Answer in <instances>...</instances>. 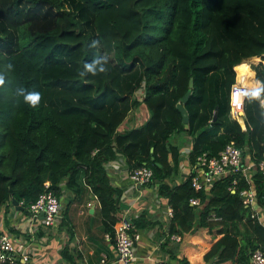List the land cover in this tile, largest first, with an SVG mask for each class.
Returning a JSON list of instances; mask_svg holds the SVG:
<instances>
[{
	"label": "trees",
	"instance_id": "16d2710c",
	"mask_svg": "<svg viewBox=\"0 0 264 264\" xmlns=\"http://www.w3.org/2000/svg\"><path fill=\"white\" fill-rule=\"evenodd\" d=\"M93 40L99 41L95 48L89 47ZM103 56L106 72L84 70ZM249 56L264 59V0H0V205L15 199L29 212L44 181L58 198L63 187L72 193L66 204L82 203L92 192L101 232L112 242L120 188L102 163L121 155L128 170L150 167L142 185L156 184L167 198L171 215L161 234L176 233L178 245L190 246L189 257L167 249L176 264H197L198 248L185 239L194 230L212 234L201 247L203 262L252 264L253 248L264 256V225L256 212L250 216L238 191L252 188L255 206L263 205L264 173L256 163H243L246 174L230 169L200 188L190 183L193 170L177 182L179 149L170 141L172 134L190 136L189 169L198 153L217 154L227 142L241 148L243 161L247 154L253 162L260 157L264 92L252 93L264 89V66L255 72L261 85L244 100V128L229 111L234 66ZM19 87L39 92V105L15 97ZM140 102L146 119L122 127ZM193 196L198 203H189ZM68 220L62 209L59 223L71 236ZM150 224L139 213L129 231ZM60 255L76 264L78 252L70 253L67 244Z\"/></svg>",
	"mask_w": 264,
	"mask_h": 264
},
{
	"label": "crops",
	"instance_id": "0c3cea01",
	"mask_svg": "<svg viewBox=\"0 0 264 264\" xmlns=\"http://www.w3.org/2000/svg\"><path fill=\"white\" fill-rule=\"evenodd\" d=\"M250 58L258 59V56ZM250 69L248 83L250 81L249 84L252 85L248 86L243 83L241 78L237 77L236 70H234V81L247 85L251 90L260 86L261 81L255 77L251 67ZM251 76L255 81H251ZM141 96L136 95L139 99ZM262 99H264V96ZM242 112L240 113L239 123L244 128ZM147 116L145 105L140 102L137 107L128 112L123 119L122 127L137 125L145 120ZM170 141L177 144L179 149L178 178L175 179L178 182L189 172L191 162L188 161L187 152L190 149L191 140L190 136L184 132L181 135L172 134ZM245 160H250L248 154ZM102 165L106 170L110 183L120 188V194L116 201L118 207H115L116 216L125 217L131 222L133 217L143 213L146 220L151 221L150 225L133 227L138 232L139 238L134 244V257L127 264H176V259L169 256L168 250L178 255L188 254L189 257V244L178 245L177 241L169 238L170 235L166 237L161 234L162 231H166L170 215L166 211L169 207L167 198L158 195L157 185L135 186L130 182L127 176L126 162L121 155H116L115 158L103 162ZM58 196L61 213L54 224L46 227L41 224L40 218H32L28 212L18 209L13 203L8 206H6V203L0 205V230L9 231L13 235L19 237L21 235L22 237V240L18 241L20 244L13 251V257L18 263L20 254L26 252L29 257L28 264H66V261L60 255V249L64 244H67L70 253L75 250L78 252L76 264H101V258L104 259L103 264H115L112 262L115 257L114 240L111 242L110 236L106 237L105 233L101 232V222L96 213L97 201L92 192L90 196L87 194L88 197L86 196L85 202L81 201L82 203L72 200L66 204L72 193L65 187L61 188ZM62 209L67 211L68 222L73 224V235L71 236L65 231L64 225L59 223ZM256 215L257 220L264 225V204L256 206ZM38 226L41 227V234L37 233ZM11 228L13 230H10ZM186 235L185 239L189 243L195 242V247L198 248L194 250L198 259H193V262L197 260V264H209V262H203L200 255L204 250L202 248L206 245L207 237L212 234H201L199 230H194ZM166 239L167 242L162 247L161 243ZM13 240L16 241L14 238ZM191 264L194 263L191 262Z\"/></svg>",
	"mask_w": 264,
	"mask_h": 264
},
{
	"label": "built area",
	"instance_id": "2783aa9c",
	"mask_svg": "<svg viewBox=\"0 0 264 264\" xmlns=\"http://www.w3.org/2000/svg\"><path fill=\"white\" fill-rule=\"evenodd\" d=\"M251 90L247 85L241 82L234 81L231 83L228 101L229 111L232 117L237 119L238 116V118H240V113L243 111L244 100ZM262 101H264V99L261 98L260 102L264 112V103H262ZM241 151V148L229 142L225 143L217 154L209 155L205 151H201L195 156L194 165L189 169L194 172L190 177V183L195 188L203 187L211 178L225 174L230 169L246 174L245 168L242 165L243 163L246 165H254L256 163L264 173V141L260 157L255 162L247 160L251 162L245 163L247 161H243ZM151 174V168L147 165L132 167L127 171L128 179L135 186L142 185L144 182L148 181ZM43 185L44 188L42 191L38 193L34 201L28 203L26 208L30 216L34 219L38 217L39 212H42L40 222L43 226H49L54 224L59 217L61 210L60 200L52 190L47 187L48 181H44ZM230 189L232 191L234 190L233 187ZM238 192L241 201L245 205L250 206V216L254 215L257 206H255L254 190L252 188H242ZM198 200L197 196H193L189 198V203L196 204ZM17 204L22 205V201H18ZM166 211L168 215H171L170 207H167ZM129 228V222L122 216L113 224L115 257L112 262L115 264H127L130 259L134 257V244L138 240L139 234L137 231L130 232ZM104 235L108 237L107 233ZM169 235L171 239L179 238V236L174 233ZM13 238L16 239V241H14ZM20 240H22L21 235L19 237L18 235H13L9 231L0 230V261L8 260L12 262L13 259H15V257H13V251L16 249V246L20 244V242H18ZM19 257L18 264L29 263V257L26 252H22ZM249 258L252 264H264V256L260 248H253L249 254ZM103 260V258L100 259L102 262L101 264H103Z\"/></svg>",
	"mask_w": 264,
	"mask_h": 264
},
{
	"label": "clouds",
	"instance_id": "9594fccd",
	"mask_svg": "<svg viewBox=\"0 0 264 264\" xmlns=\"http://www.w3.org/2000/svg\"><path fill=\"white\" fill-rule=\"evenodd\" d=\"M99 44L98 40H93L89 47L95 48ZM108 62V57L103 56L94 59L91 63L84 64V70L87 73H91L92 75H97L98 73H104L107 71L105 65ZM7 68L10 70L12 68L11 64L7 65ZM81 76L85 75V72L80 73ZM5 77L3 73H0V86L4 85ZM261 92H264V89H256L253 91L252 95L255 97H260ZM15 97H23V101L29 104L32 107H37L41 101V94L36 91L28 92L25 88L19 87L14 92ZM264 103V101H262Z\"/></svg>",
	"mask_w": 264,
	"mask_h": 264
},
{
	"label": "bare ground",
	"instance_id": "6f19581e",
	"mask_svg": "<svg viewBox=\"0 0 264 264\" xmlns=\"http://www.w3.org/2000/svg\"><path fill=\"white\" fill-rule=\"evenodd\" d=\"M256 61H257V58H246L242 61L241 65L236 67L237 69L234 68V70H236L237 77L241 78V81L247 84L248 86L252 85V84H249L250 81L248 83L249 74L251 72L248 62H256Z\"/></svg>",
	"mask_w": 264,
	"mask_h": 264
},
{
	"label": "rangeland",
	"instance_id": "374dc122",
	"mask_svg": "<svg viewBox=\"0 0 264 264\" xmlns=\"http://www.w3.org/2000/svg\"><path fill=\"white\" fill-rule=\"evenodd\" d=\"M249 58V57H248ZM246 59V58H245ZM244 60V59H243ZM242 60V61H243ZM242 61L241 62H239L238 64H236L235 66H234V68H236L237 66H239V65H241V63H242ZM248 65L253 69V71H254V73L257 71V68H260V67H263L264 66V59H260L259 57H258V59H257V61L256 62H252L251 64H250V62H248ZM260 66V67H259ZM237 69V68H236ZM135 95H137L138 97H140L141 95H142V89L141 88H137L136 89V91H135ZM140 119V118H139ZM237 119L239 120V122H240V118H238V116H237ZM246 156V154L244 153L243 154V157H245ZM125 166V165H124ZM60 207H61V204H60ZM60 213H61V210H60ZM175 241H177V239H174Z\"/></svg>",
	"mask_w": 264,
	"mask_h": 264
},
{
	"label": "water",
	"instance_id": "95a60500",
	"mask_svg": "<svg viewBox=\"0 0 264 264\" xmlns=\"http://www.w3.org/2000/svg\"><path fill=\"white\" fill-rule=\"evenodd\" d=\"M188 92H189V89H187L186 92L183 94V96L181 98L182 101L186 98ZM176 105H177V107H178V109H179V111L181 113L182 121L186 122L187 121V113H186V110L182 106L181 102H178ZM11 201L15 205V207H17V208H23L22 205L17 204V202H16L15 199H11ZM41 216H42V212H39L38 218H41Z\"/></svg>",
	"mask_w": 264,
	"mask_h": 264
}]
</instances>
